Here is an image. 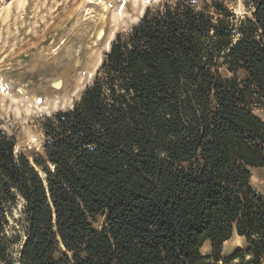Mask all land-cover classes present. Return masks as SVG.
Returning <instances> with one entry per match:
<instances>
[{"label":"trees","instance_id":"obj_1","mask_svg":"<svg viewBox=\"0 0 264 264\" xmlns=\"http://www.w3.org/2000/svg\"><path fill=\"white\" fill-rule=\"evenodd\" d=\"M240 2L147 7L32 161L0 127V264L264 263V0Z\"/></svg>","mask_w":264,"mask_h":264},{"label":"rangeland","instance_id":"obj_2","mask_svg":"<svg viewBox=\"0 0 264 264\" xmlns=\"http://www.w3.org/2000/svg\"><path fill=\"white\" fill-rule=\"evenodd\" d=\"M161 1L0 0V127L14 137L16 153L32 161L41 152V120L71 107L115 35ZM224 1L244 12L240 0ZM256 114L264 119L263 109ZM250 182L263 191V171L253 169ZM243 244L233 234L223 253ZM202 251H209L208 243Z\"/></svg>","mask_w":264,"mask_h":264},{"label":"bare ground","instance_id":"obj_3","mask_svg":"<svg viewBox=\"0 0 264 264\" xmlns=\"http://www.w3.org/2000/svg\"><path fill=\"white\" fill-rule=\"evenodd\" d=\"M103 19H104V18H103ZM10 88H11V87H10ZM10 88H9V89H10ZM21 91H22V90H21ZM21 91H20V90H18L17 92H18V93H21ZM24 92H25V91H24ZM22 94H23V93H22Z\"/></svg>","mask_w":264,"mask_h":264}]
</instances>
